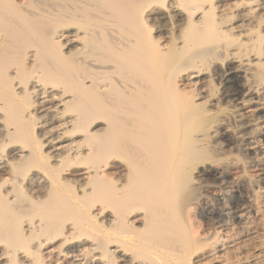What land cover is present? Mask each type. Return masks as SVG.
<instances>
[{"label": "bare ground", "instance_id": "1", "mask_svg": "<svg viewBox=\"0 0 264 264\" xmlns=\"http://www.w3.org/2000/svg\"><path fill=\"white\" fill-rule=\"evenodd\" d=\"M0 264H264V0H0Z\"/></svg>", "mask_w": 264, "mask_h": 264}]
</instances>
